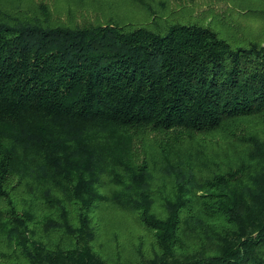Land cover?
I'll list each match as a JSON object with an SVG mask.
<instances>
[{
  "label": "trees",
  "instance_id": "obj_1",
  "mask_svg": "<svg viewBox=\"0 0 264 264\" xmlns=\"http://www.w3.org/2000/svg\"><path fill=\"white\" fill-rule=\"evenodd\" d=\"M136 1L150 23L0 0V264H264V45Z\"/></svg>",
  "mask_w": 264,
  "mask_h": 264
},
{
  "label": "rangeland",
  "instance_id": "obj_2",
  "mask_svg": "<svg viewBox=\"0 0 264 264\" xmlns=\"http://www.w3.org/2000/svg\"><path fill=\"white\" fill-rule=\"evenodd\" d=\"M37 6L47 4L51 14L65 23H99L110 18L148 24L151 14L136 0H22ZM154 8L164 10L171 21L194 22L209 25L225 33H236L241 38L258 41L264 45V17L251 13L248 0H145ZM160 2H165V6ZM262 3H256L261 5ZM104 226L108 239L126 248L139 246L140 227L133 218L110 211Z\"/></svg>",
  "mask_w": 264,
  "mask_h": 264
}]
</instances>
